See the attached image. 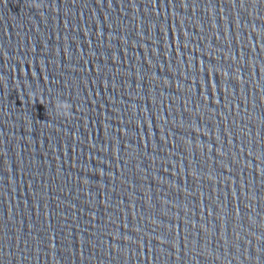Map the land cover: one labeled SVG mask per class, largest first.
Listing matches in <instances>:
<instances>
[{"label": "water", "instance_id": "water-1", "mask_svg": "<svg viewBox=\"0 0 264 264\" xmlns=\"http://www.w3.org/2000/svg\"><path fill=\"white\" fill-rule=\"evenodd\" d=\"M0 264H264V0H0Z\"/></svg>", "mask_w": 264, "mask_h": 264}]
</instances>
